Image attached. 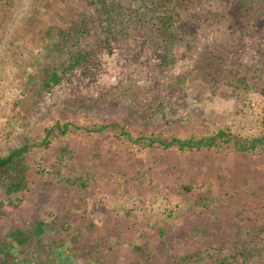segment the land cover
Segmentation results:
<instances>
[{
	"label": "rangeland",
	"instance_id": "1",
	"mask_svg": "<svg viewBox=\"0 0 264 264\" xmlns=\"http://www.w3.org/2000/svg\"><path fill=\"white\" fill-rule=\"evenodd\" d=\"M25 4L0 35V145L35 146L28 188H0V261L264 264V0H199L182 12L181 39L161 51L158 34L137 24L107 44L105 17H86L92 30L76 41L86 58L35 94L29 113L19 101L69 57L45 46L50 27L80 28L89 5ZM58 124L66 133L48 136ZM221 130L263 140L254 150L150 143ZM17 231L29 236L24 246Z\"/></svg>",
	"mask_w": 264,
	"mask_h": 264
},
{
	"label": "trees",
	"instance_id": "2",
	"mask_svg": "<svg viewBox=\"0 0 264 264\" xmlns=\"http://www.w3.org/2000/svg\"><path fill=\"white\" fill-rule=\"evenodd\" d=\"M26 0H0V35L7 34L14 20L19 18L20 10L25 8ZM45 0H32L36 7H39L40 2ZM89 5L83 12L80 28L78 25L71 29H65L53 25L48 32L47 44L45 45L52 53L59 52L65 57L69 56L62 63L61 67L54 64L47 66V79L43 81V86H34L29 90V95L21 99L17 104L21 109L26 110V113L31 111L34 105L35 94L42 93L45 90L51 91L60 85L65 74H70L76 70L81 60L86 58V54L77 43L80 34H89L92 30V25L87 24L86 17L92 18L95 21L101 16L106 19V37L105 43L112 42L114 32L135 33L137 31L136 24L141 28H148L158 34V41L155 43L157 51L163 50L164 45L173 46L182 36V12L188 10L192 4L199 0H131L138 4L137 8L132 11L124 7L119 0H84ZM82 11V10H81ZM82 14V12H81ZM100 27V24H99ZM100 29V28H99ZM106 30V29H105ZM104 30V31H105ZM61 42H73V47L67 52L60 47ZM64 48V47H63ZM13 115L18 117L23 116L18 109L12 110ZM66 128L59 124L48 129L47 135L50 136L55 129H58L61 134L66 133ZM104 129V126L97 127L98 131ZM145 137H139L137 140L142 141ZM264 139V138H263ZM261 137L253 139H244L239 136L219 131L217 134L202 138L181 139L174 137L172 140L168 138L153 137L150 143L158 142L165 148L178 146L180 149L186 147H208L218 144V141L225 143H234L240 150H254L257 148V142L263 140ZM35 146L31 142L16 148H8L0 145V188L6 191L8 196L24 191L29 186L28 173L29 166L26 162V154ZM39 233H44L41 227L38 228ZM13 238L17 245L24 246L30 239L21 231L14 232ZM3 249L2 253H5ZM5 259H1L0 264L10 263L12 255L7 254Z\"/></svg>",
	"mask_w": 264,
	"mask_h": 264
},
{
	"label": "flooded vegetation",
	"instance_id": "3",
	"mask_svg": "<svg viewBox=\"0 0 264 264\" xmlns=\"http://www.w3.org/2000/svg\"><path fill=\"white\" fill-rule=\"evenodd\" d=\"M71 255L69 254H56L53 256H48L47 258H38L33 261L32 264H75L74 261L71 260L70 258Z\"/></svg>",
	"mask_w": 264,
	"mask_h": 264
}]
</instances>
